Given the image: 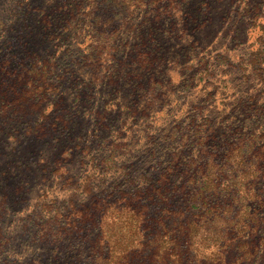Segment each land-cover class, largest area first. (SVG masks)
Instances as JSON below:
<instances>
[{
	"label": "rangeland",
	"instance_id": "rangeland-1",
	"mask_svg": "<svg viewBox=\"0 0 264 264\" xmlns=\"http://www.w3.org/2000/svg\"><path fill=\"white\" fill-rule=\"evenodd\" d=\"M22 1L0 0V53L28 51L55 73L39 107L24 105L7 124L0 116V264H104L97 262L107 239L72 232L55 250L42 224L51 219L70 231L75 207H94L104 187L114 189L110 212L119 216V193L156 181L178 157L197 158L190 165L220 197L192 201L189 217L212 215L198 234H211L190 243L183 231L180 253L188 248L189 264H231L229 246L213 252L217 261L207 259V246L243 234L251 246L241 264H264V178L257 173L254 186L247 179L254 148L264 150V0H26V10ZM126 5L133 32L109 38L121 21L114 8ZM88 10L100 15L94 25L84 21ZM124 141V151L107 158L114 150L105 145ZM85 168L95 172L89 192L76 182ZM170 176L184 182L176 170ZM139 234L125 238L131 247Z\"/></svg>",
	"mask_w": 264,
	"mask_h": 264
},
{
	"label": "trees",
	"instance_id": "trees-1",
	"mask_svg": "<svg viewBox=\"0 0 264 264\" xmlns=\"http://www.w3.org/2000/svg\"><path fill=\"white\" fill-rule=\"evenodd\" d=\"M95 3L99 2L96 1ZM21 6L26 10V8H30L31 3H27L26 0H23ZM130 7L131 6L126 5L122 8L123 10L118 7L114 8V14L119 16L117 19H120L121 21L113 24L108 30L107 36H109V38L114 40L117 39L119 37L120 29H124L126 32H133V25H125L129 22V17L131 15V12L127 10V8ZM168 11L170 10L168 9ZM83 14L86 16L84 21L92 25H94L96 18L100 17L99 14H95L94 11L90 10L84 11ZM39 15L41 16V23L49 24V19L43 11H39ZM122 16L125 18L123 19ZM0 20V24H2L3 21L2 19ZM50 24H52L51 21ZM49 29L53 34H56V31L52 30L51 28ZM149 34L152 35V32ZM107 46L108 45L105 47ZM9 49L2 50L0 53V87L5 89V91L11 95L10 98L8 94L4 93L0 98V116L4 117V122L6 124L9 120H15L18 117H22L20 108H23L24 105L33 107L40 106L42 97H44L46 91L48 88H50L49 79L51 74L55 73V70L52 69L54 66L52 63L43 62L37 64V62L33 61L32 56L28 51L27 53L20 52V55H18ZM109 51L110 49L107 50V52ZM19 84H22V87L17 90L16 86ZM54 124H57V122H54ZM35 132L39 133L40 131L36 129ZM258 138L262 139L261 135H259ZM191 143H193V141H191ZM261 146H264V143H262ZM126 147L127 145L125 141L122 143L118 142L115 145L106 144L105 148L114 150L107 155V158H112L114 160V158H117L118 152L121 154L122 151H124L123 149ZM82 148L88 150V147L86 146H83ZM261 148L262 147L257 146L253 150V154L257 153L258 159L254 160L250 164L251 167L249 168L250 170L248 172L247 179H251L249 183L251 186H254L257 183L255 181L256 178L259 177L257 176V173L262 174L261 178H264V150ZM241 153L245 154L242 152V150ZM182 159L183 157H178L177 161L180 163H177L174 168L168 166L164 168L163 173H161L163 175L159 176V178L163 177V184H160L159 178L154 181V179L147 177L145 178V184L133 190L130 195L126 196L122 195V193H119L121 196L120 201L123 203L122 204L119 201L122 204L120 209L121 213L119 216H116L110 212L112 207L111 201H113L111 196L114 193V189L109 187L102 188V184L99 183L98 190L100 188L102 189L99 191V197L95 202L94 207L86 205H81V207H78L77 205V207H75L77 210V219H75L73 224H71L70 231L64 230L63 226H59L60 224L54 227L55 224L51 225V219H49L42 224L40 234L42 235L43 239L46 240L52 236L53 239L51 240V244L54 245L56 250L60 247V241L63 239L65 240L66 237L72 232H75L78 238L83 237L85 239L88 238L89 233H96L95 242L98 239L100 241L102 239H107V242H109V252L107 256L100 259L99 262L96 261L98 260L96 258L95 261L97 263H191L192 261L190 259H185V257H187L186 249L188 250V248L180 253V245L177 243V238L183 231L185 232L184 235H186V239L189 238L190 243H194L196 239L208 238L211 233H204L201 237L198 232L203 229L204 225H206L204 220H207L210 218V216H212L207 211H204L207 213L205 218L202 217L201 213L199 212L196 213L197 217L195 219L189 217L188 214L190 209L194 207L192 201H194L195 198L197 201H199L206 192L210 193L218 203L220 197L219 194H217L218 191L216 189L206 187V178L202 175V173H198L196 170H194L193 165H190V163L194 160L196 161L197 158L190 157L183 163L181 162ZM84 164L85 163H83V165ZM94 165L97 166V163L95 162ZM236 165L238 166V164ZM175 170L184 177L183 183L174 181L171 182L172 179L170 174H173ZM93 176H95V172H91L90 169L85 168L82 173L78 175L76 182H79L83 191L89 192L92 185L91 179ZM101 182L104 181L102 180ZM259 190L262 189L259 188ZM223 198L224 197H222V202L225 200ZM181 200L185 201L186 207L184 209H177L175 204ZM245 202L246 201L243 202V206L245 205ZM160 203L163 205L162 207H160ZM117 205H119V203ZM45 207L46 205L43 206L42 209ZM47 210L49 211V206H47ZM56 213L57 212L55 211V214L50 218L53 219ZM217 215L218 213L213 216L216 217ZM120 218L128 219L130 223H126L129 226L123 225L125 222L121 221ZM200 222L202 225L198 226V223ZM136 234L141 235V237L139 239V237L136 236L131 247V245L128 243L129 240L127 242L125 238L128 235L132 237ZM214 236L215 233L213 234L212 238H214ZM243 236V234L236 236L234 240L237 242H234L233 239L227 240L228 236H217L220 239H217V241H214V243H209L207 246L209 250V253L206 256L207 259L209 261L219 260V258L211 257L213 252L217 249H224L225 246H229V248L226 250L227 253L224 257V262L231 264H241L243 258L245 257V255L242 254L244 252V247L251 246L249 241H242ZM134 242H136V246H134ZM202 242H204L203 239ZM219 243H222V245L218 246ZM168 252H170L169 257H167ZM236 253L240 254L237 255ZM193 257H195L193 261H198L197 254H195Z\"/></svg>",
	"mask_w": 264,
	"mask_h": 264
}]
</instances>
